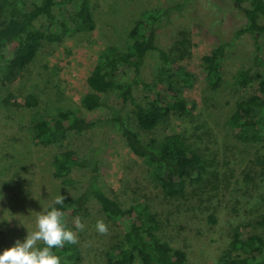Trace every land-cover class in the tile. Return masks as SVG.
I'll use <instances>...</instances> for the list:
<instances>
[{
  "label": "rangeland",
  "instance_id": "1",
  "mask_svg": "<svg viewBox=\"0 0 264 264\" xmlns=\"http://www.w3.org/2000/svg\"><path fill=\"white\" fill-rule=\"evenodd\" d=\"M177 1L93 0L90 11L95 28L90 33L78 34L64 29L63 20L64 13H72L76 6L64 10L55 6L54 23L64 31L60 41L40 45L24 71L9 82L2 83L0 75V194L3 196L0 253L14 246L17 240L22 242L27 231L35 230L36 214L54 203L57 195L66 198L80 194L93 164L123 211L141 204L152 212L159 222L160 238L183 254V264H218L234 230L241 239L253 233L263 234L257 222L264 216V140L242 142L237 130L228 125L236 102L255 89L254 85H237L236 73L255 74L262 70L253 68L251 39L236 36L245 21L228 0H204V7L189 0L182 10L184 20L172 22L167 30L163 26L166 18L160 21L155 41L164 46L175 68L192 75L189 86L163 78L156 53H149L142 64L145 81L194 103L187 116L168 118L148 133L158 141L177 134L204 161L206 171L202 179L187 181L182 199L168 204L162 199L157 186L159 179L150 176L149 168L129 152L113 128L96 127L81 134L67 132L60 146L44 147L32 139V126L37 118L53 117L61 110H77L84 121L102 123L106 111L86 110L82 102L87 92L86 78L98 64V54L107 47L122 53L128 51V32L134 22L156 10L173 9ZM261 21L264 22V16ZM40 24L46 26L44 22ZM219 43L227 44L221 62V81L215 89H210L204 84L199 63ZM259 48L264 61V39L259 40ZM14 49L15 43H11L10 55ZM132 71L120 69L112 74V79L121 85ZM29 97L35 101L32 107L25 104ZM104 100L115 102L113 96ZM149 100L147 91L135 89L134 102L144 105ZM124 116L127 126L140 133L130 108ZM63 151L71 152L80 166L67 177L55 178V158ZM89 185L86 207L71 216L67 224L77 231L74 221L79 217L85 225L77 233L78 264H106L107 255L114 254L122 238V231L117 223L104 218ZM98 220L108 225L106 235L98 233ZM133 264L140 263L135 260Z\"/></svg>",
  "mask_w": 264,
  "mask_h": 264
},
{
  "label": "trees",
  "instance_id": "2",
  "mask_svg": "<svg viewBox=\"0 0 264 264\" xmlns=\"http://www.w3.org/2000/svg\"><path fill=\"white\" fill-rule=\"evenodd\" d=\"M189 0H178L173 9H160L145 15L134 22L128 32L130 46L122 53L113 47L104 48L98 54V64L86 78L87 92L82 102L86 110L103 109L106 118L100 123L86 122L77 110H61L55 116L41 115L32 126V139L35 144L60 146L67 132L81 134L93 128H113L119 133L126 148L134 156L142 159L150 170L152 178L159 179L158 189L167 204L182 199L185 195L186 182H199L206 171L205 163L199 153L191 150L186 140L177 134H170L158 141L148 136L158 125L168 118L187 116L194 108V103L180 95H171L165 87L157 86L142 78V64L146 56L153 52L159 61V73L182 86H189L193 80L190 73L175 68L162 45L155 41L160 21L166 18L164 29L171 23L184 20L183 8ZM204 0H194L201 5ZM234 10L244 18V25L237 30L236 36H247L252 41V65L259 67L262 73H236L237 85H254L252 94L235 104L229 117L228 125L237 130L238 139L245 143H257L264 140V61L260 58L259 40L264 39L263 0H228ZM193 2V1H192ZM93 0H2L0 4V75L2 83H7L19 75L36 54L43 43L52 44L60 41L63 28L55 25L52 8L63 10L75 5L72 13H64V29L69 32L90 33L94 30L91 18ZM44 22L45 25H41ZM164 40V39H163ZM15 43L13 55L8 48ZM226 43H219L201 57L199 72L204 84L215 89L221 81L220 69L224 58ZM133 69L131 76L119 85L112 79V74L120 69ZM142 88L150 94V100L142 105L134 102V91ZM113 96L115 102L107 103L104 98ZM25 104L34 106L33 98H27ZM131 109L135 125L139 132L130 129L124 116L126 109ZM80 162L69 151L56 155L53 176L63 178L77 170ZM91 174L80 194L66 197L63 205L49 204L65 213L68 219L86 207L89 199L88 184L96 196L101 213L107 221L117 223L122 231V238L115 246L114 254L107 255L106 264H183L182 253L171 248L158 233L159 222L144 205L135 204L123 211L111 194L99 173L96 164L91 166ZM43 211V212H44ZM212 223L214 220L208 219ZM263 234L253 233L241 239L236 230L230 236L225 252L218 264H264V216L259 222ZM68 226V224H67ZM69 228V227H68ZM42 247L43 245H39ZM61 258L62 264H78L80 250L75 245H65L62 249H53ZM233 252L235 255H232Z\"/></svg>",
  "mask_w": 264,
  "mask_h": 264
},
{
  "label": "clouds",
  "instance_id": "3",
  "mask_svg": "<svg viewBox=\"0 0 264 264\" xmlns=\"http://www.w3.org/2000/svg\"><path fill=\"white\" fill-rule=\"evenodd\" d=\"M2 198L0 194V199ZM64 200V196L57 195L54 205H63ZM74 224L77 229L75 232L68 228L65 213L55 206L37 213L35 230L27 231L22 242L17 240L14 246L0 253V264H61V258L53 249H62L65 245L78 243L77 233L83 231L85 225L79 217H76ZM96 229L101 235L108 233V225L102 220L97 221Z\"/></svg>",
  "mask_w": 264,
  "mask_h": 264
}]
</instances>
